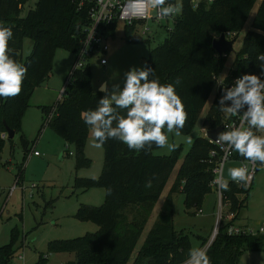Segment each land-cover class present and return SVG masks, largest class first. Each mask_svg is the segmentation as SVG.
<instances>
[{
  "label": "trees",
  "instance_id": "trees-1",
  "mask_svg": "<svg viewBox=\"0 0 264 264\" xmlns=\"http://www.w3.org/2000/svg\"><path fill=\"white\" fill-rule=\"evenodd\" d=\"M24 1L0 0V26L11 28L13 32L8 42L9 55L27 68L20 94L6 100L0 98V133L4 132L2 121L13 133L20 130V118L27 106V98L48 77L54 49L74 53L79 46L76 27L82 22V17L74 12L70 0H35L33 6L23 16H19ZM254 1L200 0L192 7L189 0H181L182 11L172 31L159 44L148 49L143 68L153 70L149 78L158 79L161 84H173L187 113L185 126L179 133L186 134L191 130L212 90L211 76L224 70L227 56H217L211 48L213 34L233 32L234 36L237 35L247 21ZM106 33L111 38L114 28L111 27ZM130 33L129 27L122 28V36L126 41H129ZM25 40L30 41V51L21 59L20 51ZM261 53H264V0H259L255 7L240 47L233 52L231 67L227 69L225 79L229 81L246 73L260 75L261 62L257 57ZM84 68L73 71L71 82L52 109L40 107L43 114L40 128L46 125L62 140L75 145L78 151L77 166L88 164L81 155V148L90 127L85 124L82 113L94 110L99 99L104 96L103 92L91 88L90 73ZM218 102L213 94L209 111L202 119L208 129L222 121L223 113ZM117 111L126 115V110ZM252 131L255 134V129ZM3 143L4 139L0 137V151ZM19 143L23 153H27L31 142L20 135ZM211 147L200 136L191 141L174 170L175 180L165 195L161 210L138 243L148 213L176 164L178 152L176 149L167 155H156L151 152L157 148L155 145L136 151L130 150L119 140H107L101 146L102 166L98 176L77 177L73 181L74 187L82 190L104 188V199L99 206L80 204L74 215L78 220L92 222L97 229L75 238L48 241L47 252L72 254L61 261L63 264L183 263L191 245L187 233L172 227L170 196L175 191L182 194L186 213L191 214L200 207L204 195L210 192L209 182L213 177V161L208 162ZM240 157L235 152L234 158ZM18 170L20 172L21 169ZM16 177L18 181L19 173ZM149 180L152 182L151 187H146ZM227 181L229 189L221 191L234 219L245 199L239 198L238 194L246 193L248 189L237 187L231 180ZM226 225L221 222L206 248L211 264H234L236 256L243 250H262L264 255V234L227 235ZM15 239V232L12 231L10 242L0 246V264H8L15 251ZM205 242L200 241L198 247ZM44 262L45 256L40 254L33 264Z\"/></svg>",
  "mask_w": 264,
  "mask_h": 264
},
{
  "label": "rangeland",
  "instance_id": "rangeland-1",
  "mask_svg": "<svg viewBox=\"0 0 264 264\" xmlns=\"http://www.w3.org/2000/svg\"><path fill=\"white\" fill-rule=\"evenodd\" d=\"M34 2L35 0H25L21 5L19 16H23ZM258 2L259 0L254 1L241 31L231 37L234 52L240 47L241 38L245 30L249 28L250 19ZM150 29L151 38H146L139 30H132L129 41H126L122 36L120 25L117 26L112 37L107 40L108 50L103 55L106 58V64L99 66L92 60L90 65L84 68L86 69L84 71L90 73L93 90L100 91L99 87L102 83L107 84L109 90L114 84L122 87L128 70L133 67L143 68L148 49L159 44L166 36L159 28ZM29 51L30 46L24 41L20 58L23 59ZM232 57L233 52H229L222 72L225 73L231 67ZM73 59V52L60 48L54 49L48 77L35 87L27 98V106L20 118V130L13 134L9 142L6 141V136L3 138L0 158L2 163L7 158L9 162L0 166V246L10 242L12 231L16 235L13 243L15 251L7 261L8 264H33L40 254L45 256L44 264H61L62 260L70 258L72 254L48 253V241L75 238L97 229L92 222L78 220L74 215L80 204L99 206L103 202L105 190L101 187L82 190L74 187L73 181L77 177L96 178L98 176L102 166L101 147H94V137L89 128L81 148V155L88 164L77 166L78 151L75 145L62 140L46 125L40 128L43 120L40 107L48 106L52 109L55 101L60 99L62 93L58 98L56 96L68 76ZM103 94L105 95L104 92ZM213 94L212 83L210 95L205 99L188 133L177 135L168 133L165 129L169 144L176 146L177 161L148 213L147 223L140 233L138 243L142 241L151 222L161 210L165 195L175 180L174 170L191 141L201 136L203 128H207V123L203 124L202 119L209 111ZM20 135L34 144V149L38 152L37 156L28 155V152L23 153L19 143ZM151 152L156 155H167L171 150L154 148ZM230 167H239V164L238 162L228 163V161L224 163L221 171V177L224 180L230 178L228 176ZM18 169H21L20 172ZM18 173L20 177L16 181ZM178 187L179 183L176 190ZM238 195L239 198L245 197V199L233 223L257 229L264 222V164L258 165L247 192ZM170 197V221L173 229L187 233L191 248H197L202 240H209L217 214L215 193L210 190L205 194L198 208L200 212L197 209L191 214L184 211L182 194L179 191L171 193ZM221 222L225 223L223 220ZM17 255H21L22 259H19ZM263 256L262 250H243L236 256L234 264H262Z\"/></svg>",
  "mask_w": 264,
  "mask_h": 264
},
{
  "label": "clouds",
  "instance_id": "clouds-1",
  "mask_svg": "<svg viewBox=\"0 0 264 264\" xmlns=\"http://www.w3.org/2000/svg\"><path fill=\"white\" fill-rule=\"evenodd\" d=\"M148 9L156 10L158 17L166 19L179 15L182 5L168 0H127L125 15H144ZM12 36L11 28L0 26V98L5 100L20 94L27 73V68L9 55L8 42ZM257 60L261 62L260 75L243 74L236 78L234 86L222 88L218 102L220 110L229 115L242 113V119L240 127L218 133L216 142L252 163L264 164V136L252 131L264 130V80L261 79L264 53L258 55ZM152 71L148 67H133L125 73L122 87L114 84L109 90L107 84H101L100 91L105 95L94 110L82 113L94 137V147L99 148L107 140L116 139L130 150L141 151L153 145L175 150L176 146L169 144L164 129L178 135L185 126L187 113L174 85L150 79ZM118 109L126 110V115H121ZM228 176L231 181L247 187L249 173L246 167H230ZM151 183L149 180L145 186L151 187ZM216 184L224 191L229 189V183L223 177L218 178ZM184 264H211V261L205 249L194 247L189 249Z\"/></svg>",
  "mask_w": 264,
  "mask_h": 264
},
{
  "label": "built area",
  "instance_id": "built-area-1",
  "mask_svg": "<svg viewBox=\"0 0 264 264\" xmlns=\"http://www.w3.org/2000/svg\"><path fill=\"white\" fill-rule=\"evenodd\" d=\"M74 12L80 14L82 17V22L79 26L76 27L78 35V49L74 52V59L70 66L69 73L67 78L63 83V87L60 93L63 92L65 87L72 80V73L77 69H82L87 65H90V62L93 60L99 66H104L106 64V58L103 56L108 50L107 40L110 38L106 33L111 27L116 30L117 26L120 25L121 31L123 27H129L131 31L136 30L140 31L141 34H144L146 38H151L152 27L159 28L162 30L165 35L170 33L176 24L179 15L170 16L166 19H162L156 15V10L148 9L144 15H125L127 0H70ZM200 0H189L192 7H195ZM207 2L211 0H206ZM172 4H181V0H168ZM222 34L225 40L232 39L234 35L233 32H224L213 34L212 39H217L219 35ZM150 36V37H149ZM147 40V39H146ZM233 44V42H232ZM233 49V47H232ZM234 52V51H233ZM229 52H222L220 55L216 53L217 56L226 57ZM220 71L211 76L213 83V91L216 95L218 101L222 95V88H230L233 86V83L236 79L226 80L227 71ZM261 79L264 80V76H261ZM221 82L222 85L217 82ZM59 93V94H60ZM227 103H231L230 101ZM220 132L229 131L233 128L241 126L242 113L236 115H229L224 112ZM247 124L244 125L246 129ZM208 128L202 129V134L200 137L204 138L212 147L208 151V162L213 161L211 167V173L213 174L212 179L209 182V188L215 193L217 199V214L215 216L214 225L212 229L211 236L200 248L206 250L210 241L214 237L217 228L221 225L223 220L227 225L225 226V233L227 235H255V234H264V222L257 229H252L248 226L235 225L233 223V212L228 209V202L224 199L222 194V189L216 184V180L221 177V171L223 165L228 160H236L239 164V167H246L249 173V180L247 187L242 185H237V187H242L248 189L253 175L258 167L257 163H252L244 159L242 156L240 158H234V150L229 151L225 147H222L216 142L217 136L211 140L206 137L205 131ZM219 132V133H220ZM5 132L0 133L1 138H5ZM264 136V130H263ZM28 155L37 156L38 152L34 149V144L31 142L28 149ZM200 212V209H198ZM20 259L21 255H17ZM181 264H184L181 263Z\"/></svg>",
  "mask_w": 264,
  "mask_h": 264
},
{
  "label": "water",
  "instance_id": "water-1",
  "mask_svg": "<svg viewBox=\"0 0 264 264\" xmlns=\"http://www.w3.org/2000/svg\"><path fill=\"white\" fill-rule=\"evenodd\" d=\"M76 31H77V29H76ZM232 42H233V39L225 40L223 35L220 34L217 39L211 40L210 46L214 50L215 53L220 55L222 52H233ZM29 43H30V41H29ZM99 89H100V87H99ZM2 123L4 125V132L6 134V139H10L14 133L10 128H8L4 124V121H2ZM220 129H221V125H217L214 128L207 129L205 131V135L207 138L213 140L218 135V133L220 132ZM257 164L261 165L258 162H257ZM61 264H63V263H61Z\"/></svg>",
  "mask_w": 264,
  "mask_h": 264
},
{
  "label": "crops",
  "instance_id": "crops-1",
  "mask_svg": "<svg viewBox=\"0 0 264 264\" xmlns=\"http://www.w3.org/2000/svg\"><path fill=\"white\" fill-rule=\"evenodd\" d=\"M26 42H27V44L29 45L30 43H29V41L28 40H25ZM67 77V76H66ZM66 79V78H65ZM46 80V79H45ZM65 81V80H64ZM64 81H63V83H64ZM103 84V83H102ZM62 87H63V84H62ZM62 87L60 88V90H59V92H58V94H57V98L59 97V93H60V91H61V89H62ZM255 135H262L263 136V130H256L255 129ZM2 161V159L0 158V166H2L3 165V163H5V164H7L8 162H9V159L7 158V159H5L4 161H3V163L1 162ZM227 162V161H226ZM231 162H237L236 160H234V159H232V160H228V163H231ZM4 164V165H5ZM257 169H258V167H257ZM257 169H256V171H257ZM256 171H255V173H256ZM255 173H254V175H255ZM254 175H253V178H254ZM253 178H252V180H253ZM225 180H231L230 178L228 179H225ZM251 183H252V181H251ZM251 185V184H250ZM249 188H250V186H249ZM248 188V189H249ZM237 214H238V212H237ZM237 217V216H236ZM235 217V218H236ZM234 218V219H235ZM234 219H233V222H234ZM237 225H240V226H245L244 224L243 225H241V224H237ZM21 259H22V256H21ZM60 262V261H59Z\"/></svg>",
  "mask_w": 264,
  "mask_h": 264
}]
</instances>
